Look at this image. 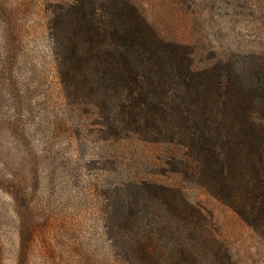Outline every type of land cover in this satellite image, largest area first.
Listing matches in <instances>:
<instances>
[{"label":"trees","instance_id":"16d2710c","mask_svg":"<svg viewBox=\"0 0 264 264\" xmlns=\"http://www.w3.org/2000/svg\"><path fill=\"white\" fill-rule=\"evenodd\" d=\"M44 1L53 70L81 129L106 145L172 147L170 172L207 189L264 241V48L203 45L201 34L194 47L151 23L133 0ZM15 12L0 1V98L10 101L7 90L21 96L36 81L34 72L21 74L25 27ZM6 178L0 185L20 224L12 259L31 264L37 234L19 223L28 194ZM106 189L102 226L114 264H238L212 217L180 188L132 177ZM2 219L0 208V227ZM4 243L0 230V264Z\"/></svg>","mask_w":264,"mask_h":264},{"label":"rangeland","instance_id":"374dc122","mask_svg":"<svg viewBox=\"0 0 264 264\" xmlns=\"http://www.w3.org/2000/svg\"><path fill=\"white\" fill-rule=\"evenodd\" d=\"M0 1L18 10L15 17L25 27L21 74L26 78L34 72L36 79L24 83L21 96L7 90L13 101L0 98V177L20 181L28 194L21 198L19 223L32 224L37 234L31 264H114L102 226L101 198L106 188L132 177L180 188L212 217L238 264H264V241L237 213L183 174L170 172L172 147L137 141L106 145L83 131L53 70L47 18L40 9L45 1ZM133 1L151 23L194 47L195 34H201L204 39L197 38L203 45L212 41L224 47L264 48V0ZM6 186L0 185V230L8 250L5 264H15L12 252L20 224L14 221L15 203Z\"/></svg>","mask_w":264,"mask_h":264}]
</instances>
